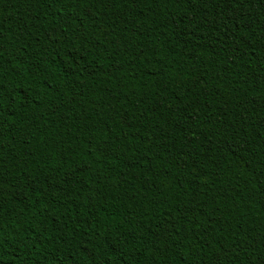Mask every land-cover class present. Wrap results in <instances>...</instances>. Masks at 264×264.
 I'll list each match as a JSON object with an SVG mask.
<instances>
[{"label": "trees", "instance_id": "16d2710c", "mask_svg": "<svg viewBox=\"0 0 264 264\" xmlns=\"http://www.w3.org/2000/svg\"><path fill=\"white\" fill-rule=\"evenodd\" d=\"M0 264H264V0H0Z\"/></svg>", "mask_w": 264, "mask_h": 264}]
</instances>
